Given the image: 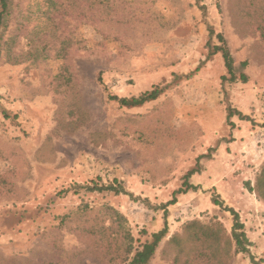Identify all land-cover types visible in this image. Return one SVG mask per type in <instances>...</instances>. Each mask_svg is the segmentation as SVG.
<instances>
[{
  "label": "rangeland",
  "instance_id": "1",
  "mask_svg": "<svg viewBox=\"0 0 264 264\" xmlns=\"http://www.w3.org/2000/svg\"><path fill=\"white\" fill-rule=\"evenodd\" d=\"M1 30L0 264H129L165 222L150 264H252L214 194L264 264L246 185L264 168V0H13Z\"/></svg>",
  "mask_w": 264,
  "mask_h": 264
},
{
  "label": "trees",
  "instance_id": "2",
  "mask_svg": "<svg viewBox=\"0 0 264 264\" xmlns=\"http://www.w3.org/2000/svg\"><path fill=\"white\" fill-rule=\"evenodd\" d=\"M13 0H0V47L2 45V30L1 27L5 24L6 17L9 15L11 11V3ZM222 45H214L213 48V54L216 52H221L222 56L224 58L225 66L227 69V72L230 74V79L235 80L237 79L236 76V68H235V62L234 58L230 52V49L226 45L225 39L223 34L219 33L217 35ZM243 65H246V62H244ZM224 78L226 76H223ZM240 78L243 82H247L248 76L246 73H241ZM102 77H99V80L101 81ZM163 93V88H159L158 86H155L154 88L147 90L145 92H142L139 95H134L131 97H119L117 95L111 96V99L116 100L121 106L126 107H137L142 106L143 104L156 100L161 94ZM238 113V112H237ZM234 115V111L229 109L228 112V119H230ZM241 119H248L247 116L243 115L241 112H239ZM201 157V156H200ZM199 167L193 168L187 172V174L184 177V182L180 188L175 190L173 192V198L169 200L165 207L177 203V194L188 192L189 190H195L197 191L200 186L193 184L189 181L191 176H193L195 173L199 172ZM248 188L250 191H257L258 196L264 199V168L262 169L256 188L251 187V184L248 183ZM106 189L113 190L117 193L124 192V190H121L117 187H114L112 185L106 186ZM126 193V192H125ZM213 202L215 204H218L226 211H229L231 215L234 218V223L232 226V237L235 240L236 243V251L243 252L245 254H248L250 256L252 264H263V259L257 260L255 255L252 254L250 247L252 245V241L249 239L247 232H246V226L245 223L241 220V216L239 212L231 206L225 205L224 201L220 199V196L218 194H214L212 198ZM169 227L167 222H165L164 227L153 234L152 241L145 242L140 249H138L133 257V259L130 261L129 264H150V262L153 260L156 254L157 247L159 246L162 239L168 234ZM129 252L132 251V246L129 247Z\"/></svg>",
  "mask_w": 264,
  "mask_h": 264
},
{
  "label": "crops",
  "instance_id": "3",
  "mask_svg": "<svg viewBox=\"0 0 264 264\" xmlns=\"http://www.w3.org/2000/svg\"><path fill=\"white\" fill-rule=\"evenodd\" d=\"M240 216L243 217V214L241 213ZM246 224H247V223H246ZM168 227H169V225H168ZM170 227H171V225H170Z\"/></svg>",
  "mask_w": 264,
  "mask_h": 264
}]
</instances>
